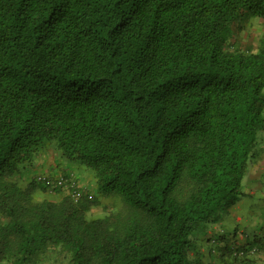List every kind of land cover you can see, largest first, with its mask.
Here are the masks:
<instances>
[{
	"label": "trees",
	"instance_id": "trees-1",
	"mask_svg": "<svg viewBox=\"0 0 264 264\" xmlns=\"http://www.w3.org/2000/svg\"><path fill=\"white\" fill-rule=\"evenodd\" d=\"M242 11L264 0H0V263L261 264L264 238L199 244L264 129V34L226 48ZM52 144L122 209L21 185Z\"/></svg>",
	"mask_w": 264,
	"mask_h": 264
},
{
	"label": "rangeland",
	"instance_id": "rangeland-1",
	"mask_svg": "<svg viewBox=\"0 0 264 264\" xmlns=\"http://www.w3.org/2000/svg\"><path fill=\"white\" fill-rule=\"evenodd\" d=\"M263 34L264 18L253 17L246 11H242L231 23V36L227 41L226 48L229 50H255L258 47L260 38ZM40 177H45L46 179H50L52 181L63 177L66 179V185L63 187H53L46 184L45 180L39 179ZM15 179L23 186H26L31 181L38 182L42 185L45 184L47 186L46 190L36 189L34 193L38 200L49 199L52 201H58L67 193L71 194L75 189L80 191L82 195L84 193H90L98 196L99 205H95L91 208V211L88 214L89 216H104L105 214H109L117 209H122L123 207V203L118 196L100 195L97 192L96 181L93 173L75 163L65 160L60 155L54 144L43 150L38 155L35 163L31 166L23 168L21 172L16 175ZM56 188H61L60 190L62 192L55 191ZM246 200L249 206L244 210H248L249 214L243 215H250L253 211L255 212L260 208H264L263 199L260 200L258 197H255L253 199L247 198ZM239 212L241 211H237V213ZM250 218L255 220L254 216ZM3 220L4 219L1 221ZM209 237H212L211 233L209 235H200L199 237L200 248L205 255L208 253L209 247L211 246V241L207 240ZM260 238L262 239L264 236ZM254 256H256L261 264H264V246L257 253H255ZM0 264L9 263L2 262ZM40 264H68V259L65 253L56 250L50 252L47 258L43 257L40 260Z\"/></svg>",
	"mask_w": 264,
	"mask_h": 264
},
{
	"label": "crops",
	"instance_id": "crops-1",
	"mask_svg": "<svg viewBox=\"0 0 264 264\" xmlns=\"http://www.w3.org/2000/svg\"><path fill=\"white\" fill-rule=\"evenodd\" d=\"M243 187L241 198L230 206L223 216L213 223L206 232L205 235L212 234V237H209L211 240L214 238L218 240L219 236H225L231 244H241L245 240L251 239V236L259 238L264 236V208H260L255 212L251 211L250 215H243L249 214L248 210H244L249 206L247 198L258 197L260 200H264V129L258 132L256 141L253 144ZM237 211L241 212L237 213ZM253 216L255 220L250 218Z\"/></svg>",
	"mask_w": 264,
	"mask_h": 264
},
{
	"label": "built area",
	"instance_id": "built-area-1",
	"mask_svg": "<svg viewBox=\"0 0 264 264\" xmlns=\"http://www.w3.org/2000/svg\"><path fill=\"white\" fill-rule=\"evenodd\" d=\"M39 179L45 180L46 184L51 185L53 187H63L64 185H66V179L63 177L57 178L54 181H52L50 179H46L45 177H40ZM81 195H82L81 192L76 190V189L73 190V192L71 193V196H72L74 201H77L81 197Z\"/></svg>",
	"mask_w": 264,
	"mask_h": 264
}]
</instances>
